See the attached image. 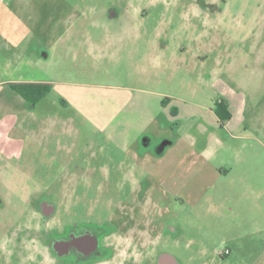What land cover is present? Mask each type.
Listing matches in <instances>:
<instances>
[{
    "label": "rangeland",
    "instance_id": "374dc122",
    "mask_svg": "<svg viewBox=\"0 0 264 264\" xmlns=\"http://www.w3.org/2000/svg\"><path fill=\"white\" fill-rule=\"evenodd\" d=\"M225 1L0 0V148L14 154L0 151V264H25L1 232L33 226L27 201L39 195L47 208L78 202L63 221L85 225L55 235L67 257L81 254L67 232H93L121 200L139 223L147 210L154 241L119 264H264V0ZM213 2L223 8L213 19L197 8ZM77 33L100 48L59 40ZM22 80L54 88L32 104L9 86ZM67 87L84 101L132 98L104 135L63 105ZM231 97L242 104L225 136L212 110ZM170 105L179 116L162 128ZM123 133L167 148L159 165L124 154Z\"/></svg>",
    "mask_w": 264,
    "mask_h": 264
},
{
    "label": "flooded vegetation",
    "instance_id": "af4514ba",
    "mask_svg": "<svg viewBox=\"0 0 264 264\" xmlns=\"http://www.w3.org/2000/svg\"><path fill=\"white\" fill-rule=\"evenodd\" d=\"M221 1L224 5L227 4L225 0ZM197 8L200 13H204L206 17L212 19L215 17L214 14L223 12V8L219 7L216 2L199 4ZM0 151L7 155H14L8 154L2 147ZM124 165L130 166L127 163ZM71 180L69 187L72 189L74 186L73 182H75L73 180L75 179ZM80 194L82 193L75 192L74 199ZM162 194L163 201H166L169 196L168 192L166 193L164 190ZM37 197L36 200L33 198L27 201V203L32 201V204L35 203L34 206H30L26 211L28 217H34L33 226L28 225L25 229H20V232H13V235L8 231L7 233L6 231L1 232L5 238L3 243H6L9 258L14 261H23L25 264H57V262L63 260L65 263L72 262L76 264H119V258L122 256L124 261L132 263L138 248H146L153 245L152 219L147 217V210V215L145 218H141L140 221L142 222L139 223L133 206L127 209L124 202L119 200L115 206L109 205L110 213L97 218L96 221L98 222L96 223L93 221L92 227L95 228L93 232L75 234L74 236L67 232L68 241L66 247L75 246L81 252L79 258L67 257L64 245L62 243L56 244L55 235L59 231H64L65 233L67 229L78 230V228L85 225L82 223L83 219H79L80 221L74 219L72 222L63 221V218L73 212L72 209L76 208L75 205L78 202L74 203V205L68 202L64 209L59 206L60 204L50 205L47 208L42 206L41 196ZM76 200H80L79 197ZM35 201H40V204ZM115 201L118 200L116 199ZM31 231H33V234ZM27 236H32L33 245L27 244L29 242ZM224 254H228L227 250Z\"/></svg>",
    "mask_w": 264,
    "mask_h": 264
},
{
    "label": "crops",
    "instance_id": "0c3cea01",
    "mask_svg": "<svg viewBox=\"0 0 264 264\" xmlns=\"http://www.w3.org/2000/svg\"><path fill=\"white\" fill-rule=\"evenodd\" d=\"M78 32V31H77ZM83 32V30H82ZM82 36H80L79 33H77L75 35V37H71V38H66L62 37L59 40H61L60 42H66L68 43L70 46H73V44L75 43L74 41H76V43H86L90 45V50H95V45L96 43L93 42V38L88 36L87 38L84 39V33H81ZM85 41V42H84ZM68 45V46H69ZM100 44L97 43L96 47L99 49ZM43 54V52H42ZM16 82H40V83H48V82H43V81H16ZM53 85L52 88L53 89ZM228 90V89H226ZM62 93H64V95H66V98L62 99V103L63 105H69L71 106L73 109H82L83 112L85 113V118L92 124L94 125H98V129L103 130L102 132H106V129L109 128L113 123H115V120L117 119L118 116H120L122 114V108L124 106H127L130 101H131V94H121V95H128V97L126 98H122L120 96H113L112 99H102V100H98V99H90L89 97L86 99L85 101L84 99L80 96L82 93H80L81 90L78 89H70L68 90L65 88H62ZM229 91V90H228ZM227 91V92H228ZM230 93L232 94V96H234L233 91H230ZM78 97V98H77ZM130 97V99H129ZM165 98V97H164ZM235 98L231 97L229 99V102L226 101L229 105V110L231 112V118L221 126V129L224 130V135L225 136H230V128L232 127V123H234L237 115H239L240 113V109H241V102H237L234 100ZM220 101V100H219ZM166 103H164L163 107L165 108L166 106H169V104L171 103V105H174L176 103L175 99H166L165 100ZM34 104V103H32ZM132 104V103H131ZM167 104V105H166ZM172 107V111H170V115L165 116V118L163 120H161L159 126L160 127H165V126H169L170 123L172 121H174V118L177 119V117L179 116L178 113V109L175 106H171ZM196 106V105H195ZM95 108H97V110H94ZM109 108H112V112L109 110ZM79 112H81L79 110ZM212 112H214L216 121H220V117L217 115L215 110H212ZM82 113V112H81ZM83 114V113H82ZM128 119V118H125ZM218 121V122H219ZM129 133H123L121 134H117L118 136H120V138L116 139V143H118V147L121 148V150H124L123 153L124 154H132L134 157V160L137 161V165H150L151 167H155L158 166L159 163H156L157 159H161L162 156H164L167 152V148H165V150H163L162 152H158L157 151V145L156 147H154L153 145L151 146L150 143H145L143 146L141 144V141L143 140V136L140 138H136L133 136H130L131 139H128L126 137L128 136ZM107 136H109V134H107ZM151 137V136H148ZM152 139V137L150 138ZM155 143L158 141H161L160 136H157V138L154 139ZM153 140V141H154ZM166 140V139H165ZM133 148V149H130ZM134 151V152H133ZM131 155V156H132ZM160 161V160H158ZM121 164L119 165H124L126 164L124 160L120 161ZM220 169L217 170V172H219L218 175L222 176L225 175L229 172H231V168L228 165L224 166H220Z\"/></svg>",
    "mask_w": 264,
    "mask_h": 264
},
{
    "label": "trees",
    "instance_id": "16d2710c",
    "mask_svg": "<svg viewBox=\"0 0 264 264\" xmlns=\"http://www.w3.org/2000/svg\"><path fill=\"white\" fill-rule=\"evenodd\" d=\"M11 90L20 94L26 101L30 103H38L46 93H48L52 85L50 83H38V82H18L9 84ZM216 113L220 117V120L225 124L231 118V112L229 105L225 100L216 102Z\"/></svg>",
    "mask_w": 264,
    "mask_h": 264
}]
</instances>
